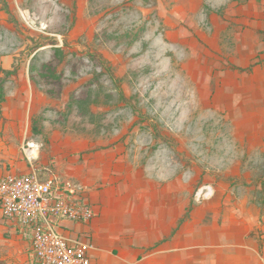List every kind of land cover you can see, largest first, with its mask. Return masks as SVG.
Instances as JSON below:
<instances>
[{"label": "rangeland", "instance_id": "374dc122", "mask_svg": "<svg viewBox=\"0 0 264 264\" xmlns=\"http://www.w3.org/2000/svg\"><path fill=\"white\" fill-rule=\"evenodd\" d=\"M200 1L0 0V136L30 124L38 140L2 147L99 153L139 259L160 229L194 248V231L263 221L264 111L246 91L264 50L223 30L225 0Z\"/></svg>", "mask_w": 264, "mask_h": 264}, {"label": "crops", "instance_id": "0c3cea01", "mask_svg": "<svg viewBox=\"0 0 264 264\" xmlns=\"http://www.w3.org/2000/svg\"><path fill=\"white\" fill-rule=\"evenodd\" d=\"M194 6V11H205L200 0H196ZM212 6L214 8V3ZM223 7V30L253 34L257 49L263 51L264 0H225ZM239 47L253 49L250 43H242ZM253 78L256 82L248 86L246 95L250 101L254 99L253 105L260 102L261 111H264V67L256 65ZM14 134L0 136V177L36 171L42 179L70 183L80 189L91 203L94 217L87 223L62 220L60 231L70 241L90 243L93 247L90 253L95 264H264V215L263 221L259 215L254 218L245 217L244 220L239 216L241 226L234 233L194 231V248L183 245L180 232L173 239L165 240L166 231L160 229L155 241L158 243L149 241L146 246L151 250L139 259L138 249L126 244L127 238L122 236L124 231L121 232L117 225L112 227V221L117 216L108 212L106 207L108 191L106 187L101 189L103 183L100 172L103 169L110 170L112 164L102 165L96 158L100 156L99 153L71 157L69 152L63 151L55 157L52 165L44 157H37L36 150L30 156L22 151L10 154L7 147H2L6 143L38 141L30 130V124L22 127L20 133L17 131ZM93 156H96L95 159ZM256 229L261 231L255 233ZM22 230L17 221L4 217L0 207V259L13 264H34L30 240ZM116 248L118 250L114 254Z\"/></svg>", "mask_w": 264, "mask_h": 264}, {"label": "built area", "instance_id": "2783aa9c", "mask_svg": "<svg viewBox=\"0 0 264 264\" xmlns=\"http://www.w3.org/2000/svg\"><path fill=\"white\" fill-rule=\"evenodd\" d=\"M0 207L29 238L34 264H95L90 243L70 241L60 231L62 220L87 223L94 217L80 189L42 179L36 171L8 174L0 177Z\"/></svg>", "mask_w": 264, "mask_h": 264}, {"label": "trees", "instance_id": "16d2710c", "mask_svg": "<svg viewBox=\"0 0 264 264\" xmlns=\"http://www.w3.org/2000/svg\"><path fill=\"white\" fill-rule=\"evenodd\" d=\"M0 264H13V263H9L7 260L5 259H0Z\"/></svg>", "mask_w": 264, "mask_h": 264}]
</instances>
